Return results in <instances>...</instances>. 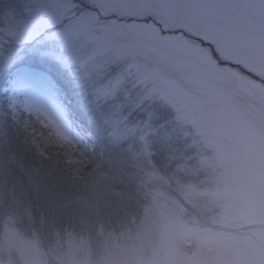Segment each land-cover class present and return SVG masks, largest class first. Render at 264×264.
<instances>
[{
  "label": "rangeland",
  "instance_id": "1",
  "mask_svg": "<svg viewBox=\"0 0 264 264\" xmlns=\"http://www.w3.org/2000/svg\"><path fill=\"white\" fill-rule=\"evenodd\" d=\"M27 6L0 0V12ZM41 6L39 18L25 13L26 26L0 27V264H264V0ZM55 32L72 36L71 56L53 54L67 47ZM33 73L44 86L26 80L22 90ZM53 77L87 102L83 114L95 109L90 125L99 129L105 111L124 129L129 114L159 102L196 163L168 131L88 174L44 159L33 134L21 154L14 135L29 116L62 145L90 147Z\"/></svg>",
  "mask_w": 264,
  "mask_h": 264
},
{
  "label": "trees",
  "instance_id": "2",
  "mask_svg": "<svg viewBox=\"0 0 264 264\" xmlns=\"http://www.w3.org/2000/svg\"><path fill=\"white\" fill-rule=\"evenodd\" d=\"M203 44L212 48L213 54L220 64H225V61L218 56V53L210 44L206 42H203ZM230 65L235 69H240L242 72H246V70L242 69L238 64ZM54 80L57 82L55 83V86L62 94L67 106L71 107L72 104L75 105L74 119L83 125L80 130L89 141L90 147L85 146L84 144L83 146H80L74 140L72 142L73 144L67 146L62 145L60 136H55L50 133V130L46 128L45 125V127L43 126L45 131L42 132L40 127L42 124H45L43 120L39 121L36 119L37 116H29L27 121L23 124V126H27L25 130L22 131L19 129V134L14 135V141L16 140V142L20 143L15 144L16 142H14L15 147H19L21 154L27 156L25 150L26 146L23 145V147L21 144L22 142L24 143L25 138L32 140L33 138L31 134H33L35 142L37 144L40 143L36 148L42 154L44 159L52 160L51 158L54 156H56L59 161L67 159V164L69 165L67 168L70 170V173L83 174L86 172V174H88L91 171L95 172L96 170H100L103 164H108L111 161L112 165H115L117 162L116 160H123L121 154L125 156H135L134 154L137 152L144 151L142 141L148 133L150 134V137H152L155 133L160 131H168V133L174 134L175 136L173 140L174 144L183 149V151L186 149L184 152L186 153L187 161L190 160L193 164L196 163L195 158L191 156L188 145L190 138L182 133L183 131H181L179 124L175 120V114L172 111H169L168 108H162L159 102L153 101L150 104L139 107L136 113L129 114L127 116L128 126L124 129L123 122L121 127L118 126L116 119L117 116L115 114L107 113L105 111L102 117V128L99 129L95 125L94 127L90 125L92 123V114L95 109L92 108L91 111L83 114L87 102L83 101L82 97L77 95V91L71 89V86H68L65 82L56 78H54ZM133 104L134 102L130 100L129 104L124 105V108L130 109ZM103 105H105V103H103ZM103 105L99 103V106ZM115 106L117 107L118 103H115ZM137 123L141 126V130L137 129ZM17 138L19 139L17 140ZM114 142L118 143L116 144ZM81 149H85L86 151L81 153ZM47 150H52L53 153L49 154ZM43 151L46 152L43 153ZM49 155L52 157L50 158ZM189 166H192L190 162ZM95 167L96 169H94ZM115 167H117V165ZM120 167L121 166H118V170ZM67 168L65 169L67 170ZM201 172L202 170H200V173Z\"/></svg>",
  "mask_w": 264,
  "mask_h": 264
},
{
  "label": "snow or ice",
  "instance_id": "3",
  "mask_svg": "<svg viewBox=\"0 0 264 264\" xmlns=\"http://www.w3.org/2000/svg\"><path fill=\"white\" fill-rule=\"evenodd\" d=\"M45 2H50V0H27V4L29 6L26 7L24 12L22 13H16L15 9H8L3 12H0V27L3 26V21L8 20L10 23H14L20 26H26L27 21L25 18V13L27 15L35 16L37 18L41 17L44 14V10L42 8V4ZM59 2L67 3V0H59ZM109 3H115L117 0H107ZM52 25L49 24L48 27H51ZM32 30L35 31L36 35H40V24L38 20L36 22H33ZM54 35L60 39L67 47L65 48H53V54L56 55L57 59H64L65 57L72 55V49L74 47V41L72 36L65 32H55ZM26 80H30L33 84H35L38 87L44 86V79L43 74L41 73H33L28 78H21L19 81V87L23 90L26 87ZM51 106L53 109V112L57 116V118H63V112L59 106L58 101L56 100V94L55 92L51 93Z\"/></svg>",
  "mask_w": 264,
  "mask_h": 264
}]
</instances>
